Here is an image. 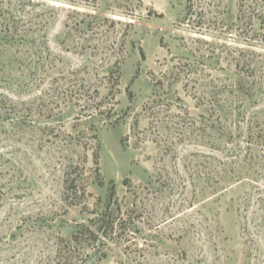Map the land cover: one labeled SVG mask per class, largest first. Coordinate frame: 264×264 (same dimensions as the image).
Segmentation results:
<instances>
[{"label": "rangeland", "instance_id": "1", "mask_svg": "<svg viewBox=\"0 0 264 264\" xmlns=\"http://www.w3.org/2000/svg\"><path fill=\"white\" fill-rule=\"evenodd\" d=\"M193 2L0 0V264H264V0Z\"/></svg>", "mask_w": 264, "mask_h": 264}, {"label": "trees", "instance_id": "2", "mask_svg": "<svg viewBox=\"0 0 264 264\" xmlns=\"http://www.w3.org/2000/svg\"><path fill=\"white\" fill-rule=\"evenodd\" d=\"M194 0H188V6H187V15L189 14V12L191 11L193 5H194ZM248 0H241V4H240V13L243 14L245 13L246 9V2ZM187 15L185 17V19L187 18ZM71 187H75L74 182H71L70 184ZM76 189V187H75ZM115 196V192H114V188L111 189L110 191V197H109V204L107 205L106 209L100 214V219H99V223H101V225L98 228V232H100L101 230H107L109 232H112L114 230V222L112 220L113 218V210L111 209V202L113 200ZM89 232V234L95 236V233L93 231H91L89 228H86V232ZM104 233V232H103ZM73 241H78L79 237L78 234H76L73 239ZM72 242V241H70Z\"/></svg>", "mask_w": 264, "mask_h": 264}]
</instances>
